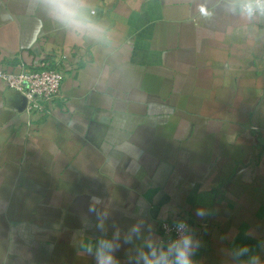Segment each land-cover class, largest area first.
I'll return each mask as SVG.
<instances>
[{"label": "crops", "instance_id": "crops-1", "mask_svg": "<svg viewBox=\"0 0 264 264\" xmlns=\"http://www.w3.org/2000/svg\"><path fill=\"white\" fill-rule=\"evenodd\" d=\"M217 3L90 0L96 40L0 0V66L65 53L69 107L32 117L0 80V264H95L93 196L108 236L143 218L160 237L184 213L197 264H232L245 244L264 260V17Z\"/></svg>", "mask_w": 264, "mask_h": 264}, {"label": "clouds", "instance_id": "clouds-1", "mask_svg": "<svg viewBox=\"0 0 264 264\" xmlns=\"http://www.w3.org/2000/svg\"><path fill=\"white\" fill-rule=\"evenodd\" d=\"M217 7L247 20L264 17V0H218ZM90 0H29L30 11H40L68 35L102 40L107 28L96 21ZM207 15V9L202 8ZM110 204L101 197L91 198L89 212L96 218L98 231L102 235L94 244L85 246L94 257L95 264H120L116 253L123 245H132L129 264H197L194 256L201 246L189 225L183 220L175 222V235L157 237L153 226L145 219H137L126 230L113 224L111 236L107 235ZM205 213L197 211V215ZM232 264H264V260L252 251L249 245H241L231 252Z\"/></svg>", "mask_w": 264, "mask_h": 264}, {"label": "built area", "instance_id": "built-area-1", "mask_svg": "<svg viewBox=\"0 0 264 264\" xmlns=\"http://www.w3.org/2000/svg\"><path fill=\"white\" fill-rule=\"evenodd\" d=\"M67 55L55 52L32 62L22 63L17 73L10 72L4 65L0 66V80L26 100L25 110L32 117H50L58 110H67L68 101L65 99L63 85L65 74L62 65ZM185 221L190 229L192 219L186 214L172 215L160 225V238L175 235V222Z\"/></svg>", "mask_w": 264, "mask_h": 264}, {"label": "water", "instance_id": "water-1", "mask_svg": "<svg viewBox=\"0 0 264 264\" xmlns=\"http://www.w3.org/2000/svg\"><path fill=\"white\" fill-rule=\"evenodd\" d=\"M25 103H26V100L24 99Z\"/></svg>", "mask_w": 264, "mask_h": 264}]
</instances>
